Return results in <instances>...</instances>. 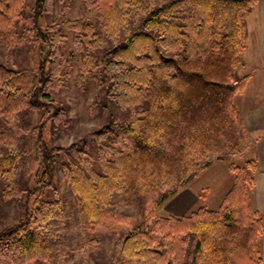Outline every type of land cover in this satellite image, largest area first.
Returning <instances> with one entry per match:
<instances>
[{"label":"trees","instance_id":"1","mask_svg":"<svg viewBox=\"0 0 264 264\" xmlns=\"http://www.w3.org/2000/svg\"><path fill=\"white\" fill-rule=\"evenodd\" d=\"M68 1L0 0V197L22 203L18 221L0 228V264H56L75 232L65 228L74 210L46 193L71 148L47 139L66 123L61 26L99 41L82 72L97 80L105 118L90 133L101 140L95 153L63 163L75 224L90 238L119 232L143 264H262L254 156L230 164L235 180L218 208L159 213L201 170L253 148L236 96L250 76L238 71L257 0H82L91 25L50 17Z\"/></svg>","mask_w":264,"mask_h":264},{"label":"rangeland","instance_id":"2","mask_svg":"<svg viewBox=\"0 0 264 264\" xmlns=\"http://www.w3.org/2000/svg\"><path fill=\"white\" fill-rule=\"evenodd\" d=\"M67 4L63 11L61 10V6H56L55 4L54 8L50 11V17L79 20L82 24L87 25L96 24L97 16L86 8L84 1L72 0L68 1ZM68 28V26H61L59 28L60 36L63 34L66 37H61L62 42L59 43L61 44L60 51L58 50L59 54H63L60 57L62 58V66H66V68H63V71L67 75L64 84L59 88V100L62 101L61 105L65 109L66 123H60L56 131L48 133L47 139L54 145L71 148L59 154L60 160L53 184L51 189H48L46 193L56 194L60 198V204L65 214L71 211V208L74 210V212L69 213L70 218L68 223H65V228H68V226L74 227L73 231L75 232H66L70 237V242L67 246L63 245L59 249V255L56 256L55 263L143 264L142 259L136 256L130 257L127 253L128 251L124 250L119 232H98L95 238H90L85 232H82L79 223L75 224L80 212V205L73 199V196L71 198L68 196L63 163L69 161L71 156L78 157V154L80 155L79 151L85 153L87 150L92 151V154L95 153L101 140L100 138H96L91 141L92 136L90 137V133L100 128L105 118L99 112L98 106H96L100 86L95 77L89 73L82 72L85 70L84 59H87V51L96 50L99 46V41L85 37V42L89 44L86 45L83 41L84 37L81 39L82 36H78L79 29L69 30ZM80 40L83 42H80ZM79 47L84 50L82 56L78 54ZM66 59H68L67 62ZM83 64L84 67L82 66ZM240 68L239 74H245L243 69ZM236 98H239V95ZM37 117L36 115L35 120H37ZM250 157H253L252 150L245 151L244 156L241 158L235 157V159H230L225 157L222 160L214 162L211 166L201 170L179 192L167 199L160 208L159 213L180 216L200 206H206L210 209L218 208L235 180V174L231 170L230 164L241 165ZM21 211L22 203L18 199L5 200L0 197V228L17 222ZM60 233L62 232H56V235H53L54 237L50 236L56 240ZM78 254L82 257V263L76 262Z\"/></svg>","mask_w":264,"mask_h":264},{"label":"crops","instance_id":"3","mask_svg":"<svg viewBox=\"0 0 264 264\" xmlns=\"http://www.w3.org/2000/svg\"><path fill=\"white\" fill-rule=\"evenodd\" d=\"M246 21V47L240 69L250 76L241 94H238L236 104L246 130L254 139L252 153L257 165L250 198L253 208L264 219V0H257ZM261 251L264 264V234L261 237Z\"/></svg>","mask_w":264,"mask_h":264}]
</instances>
